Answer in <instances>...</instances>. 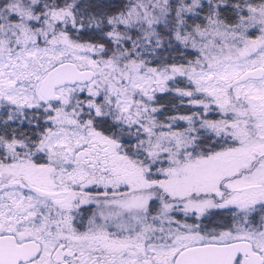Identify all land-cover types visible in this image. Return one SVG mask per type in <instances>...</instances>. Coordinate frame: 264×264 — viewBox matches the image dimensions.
<instances>
[{
    "label": "snow or ice",
    "instance_id": "6c2138e0",
    "mask_svg": "<svg viewBox=\"0 0 264 264\" xmlns=\"http://www.w3.org/2000/svg\"><path fill=\"white\" fill-rule=\"evenodd\" d=\"M0 264H264V0H0Z\"/></svg>",
    "mask_w": 264,
    "mask_h": 264
}]
</instances>
